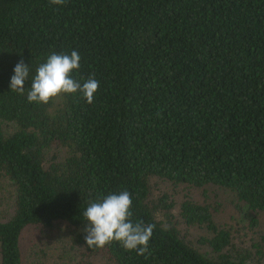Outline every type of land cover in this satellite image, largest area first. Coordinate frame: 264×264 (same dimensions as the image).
<instances>
[{
    "label": "trees",
    "instance_id": "16d2710c",
    "mask_svg": "<svg viewBox=\"0 0 264 264\" xmlns=\"http://www.w3.org/2000/svg\"><path fill=\"white\" fill-rule=\"evenodd\" d=\"M73 50V76L99 81L93 103L79 92L28 102L39 64ZM21 59L23 95L10 90ZM2 179L14 199L0 218V264H45L24 252L23 233L59 224L75 264H264V230L251 249H235L206 191L264 214V0H0ZM158 179L204 199H153ZM121 190L133 221L156 225L145 255L115 241L86 246L89 202ZM179 223L207 232L202 249Z\"/></svg>",
    "mask_w": 264,
    "mask_h": 264
},
{
    "label": "clouds",
    "instance_id": "9594fccd",
    "mask_svg": "<svg viewBox=\"0 0 264 264\" xmlns=\"http://www.w3.org/2000/svg\"><path fill=\"white\" fill-rule=\"evenodd\" d=\"M51 4L63 5L65 0H50ZM80 54L73 50L68 53L49 54L46 61L39 64L27 90L30 103L48 104L61 94L79 92L87 103L94 101L99 89V81L94 76L87 77L83 83L73 76L80 69ZM10 78V90L21 95L25 92V81L29 78L30 67L21 59L13 69ZM87 226L84 240L90 249L104 248L119 242L126 251L135 250L138 255H145L149 250L155 224H145L142 220L133 221L131 193L121 190L97 197L89 202L83 212Z\"/></svg>",
    "mask_w": 264,
    "mask_h": 264
},
{
    "label": "rangeland",
    "instance_id": "374dc122",
    "mask_svg": "<svg viewBox=\"0 0 264 264\" xmlns=\"http://www.w3.org/2000/svg\"><path fill=\"white\" fill-rule=\"evenodd\" d=\"M9 126L14 128L13 125ZM52 153L60 155L61 150L55 148L49 151V155ZM206 191L209 202H213L214 205L220 203L221 206L219 207L222 210L216 217L220 223L227 224L232 230L235 249H251L252 243L258 239V234L261 230H264V214H257L246 208H240L228 193L226 194L219 189L208 187ZM165 194L170 195L178 202L187 197V195L200 200L204 199V193L201 194L200 190L186 188L183 185L174 186L171 182L161 179L153 181L152 198L158 199ZM13 199V186L7 179H2L0 181V218L9 212L8 209L12 206ZM257 216L260 219V226L251 228V220ZM179 227L188 234V240L202 249L198 239L201 235L207 234L205 230L194 227L188 228L183 223H179ZM67 236L65 224L56 225L55 228L50 230L29 227L23 233L22 247L25 253L31 249L37 250L45 264H75V261H72L73 255L67 254V252L64 253ZM35 257L32 254L28 261L33 263ZM98 264L108 263L104 259H99Z\"/></svg>",
    "mask_w": 264,
    "mask_h": 264
}]
</instances>
